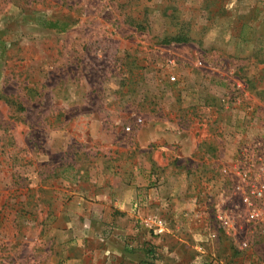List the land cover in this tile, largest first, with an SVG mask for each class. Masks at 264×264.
<instances>
[{"label": "rangeland", "instance_id": "rangeland-1", "mask_svg": "<svg viewBox=\"0 0 264 264\" xmlns=\"http://www.w3.org/2000/svg\"><path fill=\"white\" fill-rule=\"evenodd\" d=\"M259 156L264 0H0V264H264Z\"/></svg>", "mask_w": 264, "mask_h": 264}, {"label": "built area", "instance_id": "built-area-1", "mask_svg": "<svg viewBox=\"0 0 264 264\" xmlns=\"http://www.w3.org/2000/svg\"><path fill=\"white\" fill-rule=\"evenodd\" d=\"M128 130V129H126ZM251 169L241 174V204L245 216L260 232L264 231V156L253 158ZM159 227L161 224H158Z\"/></svg>", "mask_w": 264, "mask_h": 264}, {"label": "crops", "instance_id": "crops-1", "mask_svg": "<svg viewBox=\"0 0 264 264\" xmlns=\"http://www.w3.org/2000/svg\"><path fill=\"white\" fill-rule=\"evenodd\" d=\"M144 130V129H143ZM136 139L139 143V146L143 149H148L147 147L154 142L157 139H169L171 137H167V136H171V134H169L167 131H165V129H163V127H159L157 128H150V129H145L144 131H137L136 133ZM134 189H129L125 196L127 195L128 198H131L133 196Z\"/></svg>", "mask_w": 264, "mask_h": 264}, {"label": "trees", "instance_id": "trees-1", "mask_svg": "<svg viewBox=\"0 0 264 264\" xmlns=\"http://www.w3.org/2000/svg\"><path fill=\"white\" fill-rule=\"evenodd\" d=\"M189 39L187 38V36L183 35V34H178V35H174L172 38L169 39L168 42H173V43H186L188 42Z\"/></svg>", "mask_w": 264, "mask_h": 264}]
</instances>
